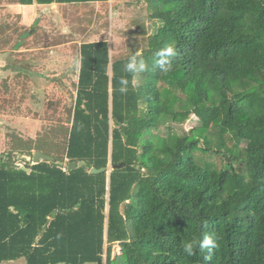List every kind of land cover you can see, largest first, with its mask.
<instances>
[{"label":"trees","instance_id":"1","mask_svg":"<svg viewBox=\"0 0 264 264\" xmlns=\"http://www.w3.org/2000/svg\"><path fill=\"white\" fill-rule=\"evenodd\" d=\"M146 2L141 47L81 44L61 163L0 154V264H264V0Z\"/></svg>","mask_w":264,"mask_h":264},{"label":"rangeland","instance_id":"2","mask_svg":"<svg viewBox=\"0 0 264 264\" xmlns=\"http://www.w3.org/2000/svg\"><path fill=\"white\" fill-rule=\"evenodd\" d=\"M146 8V0H112L101 3L100 7L68 6L62 23L56 26L57 33L63 35L53 34L52 24L50 41H44L45 46L52 42L68 43L67 55L52 62L46 61L43 54L38 55L34 66L38 73L35 83L25 80L22 74L20 82L16 83H8L10 75L7 83L0 79V154L12 152L14 146L19 145L17 138H20L25 142L32 139L30 147L35 144L44 154L57 158L63 156L66 147L64 128L69 124L68 110L72 109L76 96L78 44L107 39L112 59L127 56L134 48L141 47L154 29ZM30 42L34 44L33 40ZM35 45L38 49L43 46L41 39ZM193 118L183 124V129L189 130L196 124ZM19 154L15 152L18 159L21 158ZM114 252H120L119 244L114 247ZM1 264L26 263L21 258Z\"/></svg>","mask_w":264,"mask_h":264},{"label":"crops","instance_id":"3","mask_svg":"<svg viewBox=\"0 0 264 264\" xmlns=\"http://www.w3.org/2000/svg\"><path fill=\"white\" fill-rule=\"evenodd\" d=\"M112 0L106 2L94 1L87 3H68L63 0H54L50 4H39L37 0H33L32 4H21L17 0H0V79L1 82L8 83L20 82L21 74L25 80L36 81L38 73L34 67L37 63V57L43 56L48 62L56 61L58 58L67 55L66 47L68 43L56 42L48 46L45 43L50 41L48 36H51V25L54 24L53 34L62 36L57 33L56 26L62 23L65 16V10L70 5H97L100 7L101 3H110ZM41 39V46L39 49L35 45ZM33 40L32 44L30 41ZM107 39H98L84 42H94ZM37 41V42H35ZM83 41L79 43L78 56V74L80 70V46ZM43 52H41V51ZM110 52V48H109ZM56 54L57 56H55ZM110 58H111V53ZM58 57V58H57ZM43 59L44 64H46ZM54 59V60H53ZM63 59V58H62ZM59 61V60H58ZM6 74V75H4ZM5 80V81H4ZM18 82V83H19ZM77 85V84H76Z\"/></svg>","mask_w":264,"mask_h":264},{"label":"clouds","instance_id":"4","mask_svg":"<svg viewBox=\"0 0 264 264\" xmlns=\"http://www.w3.org/2000/svg\"><path fill=\"white\" fill-rule=\"evenodd\" d=\"M158 55L161 56L162 58L171 56V55H173V49L171 47H168L164 50H161L158 53ZM161 63L164 64V63H166V61L162 59ZM135 65H136V57L132 56V57H130L129 62L126 65V70L132 71L135 68ZM140 67H141V69H143L145 67L143 61H141ZM198 247L201 250L206 249L210 253L213 249L218 248L219 244L217 242V238L214 235H205L204 238L201 241H199ZM184 251L188 255H193V252H194L193 244L192 243H186L184 245ZM205 259L207 260V259H209V257L206 256Z\"/></svg>","mask_w":264,"mask_h":264},{"label":"water","instance_id":"5","mask_svg":"<svg viewBox=\"0 0 264 264\" xmlns=\"http://www.w3.org/2000/svg\"><path fill=\"white\" fill-rule=\"evenodd\" d=\"M31 160H32V164H37V163H39L41 161H49V162L59 163V161H56L54 157H52L50 155H47V154H44L41 151H34L33 154H32ZM76 166H77V162H70V163H68L67 168L68 169H73ZM121 166H122V163L117 164V165H113L112 168L121 167ZM108 169H109L108 167H101L99 169L91 168L90 169V173H100V172L106 171ZM121 244L122 243H119V245H121Z\"/></svg>","mask_w":264,"mask_h":264},{"label":"built area","instance_id":"6","mask_svg":"<svg viewBox=\"0 0 264 264\" xmlns=\"http://www.w3.org/2000/svg\"><path fill=\"white\" fill-rule=\"evenodd\" d=\"M192 116H194V115H192ZM192 116H191V118H190L189 120H192ZM194 117L196 118V116H194ZM195 118H193V119L196 121L197 118H196V119H195ZM189 120H188V121H189Z\"/></svg>","mask_w":264,"mask_h":264}]
</instances>
